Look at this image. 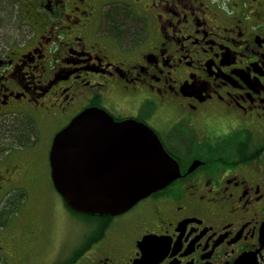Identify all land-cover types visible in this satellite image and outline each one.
Instances as JSON below:
<instances>
[{"label": "flooded vegetation", "instance_id": "obj_1", "mask_svg": "<svg viewBox=\"0 0 264 264\" xmlns=\"http://www.w3.org/2000/svg\"><path fill=\"white\" fill-rule=\"evenodd\" d=\"M0 31V264H264V0H0ZM91 108L179 172L60 248L27 199L40 170L62 198L52 144Z\"/></svg>", "mask_w": 264, "mask_h": 264}, {"label": "water", "instance_id": "obj_2", "mask_svg": "<svg viewBox=\"0 0 264 264\" xmlns=\"http://www.w3.org/2000/svg\"><path fill=\"white\" fill-rule=\"evenodd\" d=\"M56 189L73 210L118 215L178 176L155 133L91 108L57 133L50 152Z\"/></svg>", "mask_w": 264, "mask_h": 264}, {"label": "rangeland", "instance_id": "obj_3", "mask_svg": "<svg viewBox=\"0 0 264 264\" xmlns=\"http://www.w3.org/2000/svg\"><path fill=\"white\" fill-rule=\"evenodd\" d=\"M54 128L53 126H44L39 133L35 129L32 130L34 140H38V145L35 148L43 150L45 155L48 154L46 147L48 149L52 135L57 130ZM16 149L18 148L15 147L14 150ZM30 157L31 155L29 154L25 156L26 159ZM39 176L38 192L37 190L33 191L34 193L30 194L27 199V211L29 215L33 216L35 221L38 220L37 214H40L41 218L45 219L50 228L48 236L51 237L56 247L60 245L61 248V244L65 240H72V244H78L90 229V225L87 223L89 217L83 214L72 213V211L69 212L65 208L62 198L54 191V188L50 184L46 187L42 186L49 179L46 172L40 170ZM32 213L35 215H32Z\"/></svg>", "mask_w": 264, "mask_h": 264}, {"label": "trees", "instance_id": "obj_4", "mask_svg": "<svg viewBox=\"0 0 264 264\" xmlns=\"http://www.w3.org/2000/svg\"><path fill=\"white\" fill-rule=\"evenodd\" d=\"M6 9H7V7H5ZM8 25V24H7ZM17 131H20V129H18V128H13V129H10V131L7 129V128H1V130H0V138H1V140L3 141L4 139H6L7 137H8V134L9 133H11V135L12 136H15L16 134H15V132H17ZM77 214H78V212H76ZM79 214H81V213H79ZM85 215L86 216H88V217H91L92 215L91 214H86L85 213ZM96 223V222H95Z\"/></svg>", "mask_w": 264, "mask_h": 264}]
</instances>
